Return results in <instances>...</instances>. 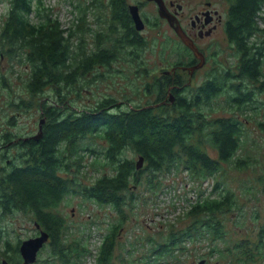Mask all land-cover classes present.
I'll return each mask as SVG.
<instances>
[{
	"label": "rangeland",
	"instance_id": "1",
	"mask_svg": "<svg viewBox=\"0 0 264 264\" xmlns=\"http://www.w3.org/2000/svg\"><path fill=\"white\" fill-rule=\"evenodd\" d=\"M90 1L42 0L44 7L51 8L52 17L57 18L63 28L73 31L80 12L76 6H87L83 11L87 52L95 47L94 31L108 29L106 20L110 16L108 7L106 16H97L102 12L96 13ZM102 1L106 5L107 0ZM171 1L181 5L180 23L186 28H189V16L203 8L205 2H211V8L221 15L223 25L212 35L198 40L206 56L204 67L193 73L191 78L188 71L182 69V65H186L190 59L195 60V57L182 45L172 27L159 17L153 0H126L127 5H139L145 23L144 29L139 31L142 44L138 49V61L131 56L116 59L112 63L111 74L93 80L84 87L81 99L76 105H71L74 111H89L106 100H109L106 110L153 106L161 103V100L173 99L169 94L170 86H187L188 89L182 91L189 94L197 91L208 78L215 76L222 78L228 73L233 77L232 82L242 79L239 78L241 57L224 32L228 2ZM8 6L9 0H0V29ZM29 19L37 20L35 9ZM258 23L264 27V5L258 11ZM81 35L79 30L75 32L72 43L75 44ZM258 38L261 41L264 39L263 31L258 33ZM14 62L10 63L6 57L1 59L0 55V145L6 146L0 153L1 190L4 173L11 169L7 165H11L15 156L18 157L15 163L22 164L21 154L24 153L19 146L6 144L2 138L6 134L17 138L32 137L38 133V121L42 118L36 105L29 109L16 106L20 100H31V95L23 85L28 74L26 65L20 64L17 57ZM261 68L263 73L257 79L245 77L241 80L242 90H251V102L235 104L233 90L224 87L202 106L193 107L197 117H204L206 122L219 117H231L243 123L240 147L235 157H247L251 161L246 169H236L227 162L208 173L202 169L191 173L180 164L150 170L143 160L136 169L135 177L130 179L119 207L99 204L79 192L69 193L58 206L65 218L59 232V243L67 245L65 242L74 237L81 238L79 248L66 250L67 255L61 256L47 241L38 251L33 264H100L97 258L101 240L114 226V251L106 264H264V186L259 182V178L264 175V131L258 127L264 122V58ZM102 70L101 66H96L87 78ZM159 80L164 91H161L158 101L154 90ZM44 97L37 96L38 99ZM101 140L100 136L92 134L76 142L74 148L69 147L67 150L64 144L60 146L65 154L70 151L71 159L67 166L75 174V190L113 171L111 165L95 159H102L100 155L92 150H84L87 144L99 148ZM200 141L206 145L205 148L208 146V153L216 157V151L209 147L204 135L200 136ZM76 148L81 151L79 155L73 154ZM124 154L137 164L139 155L129 149ZM59 173L63 177H72L71 173ZM224 190L231 191L234 199L226 211L212 212L210 215L189 213L199 199L217 198ZM21 215L20 211L7 213L0 205V263L4 255L10 253L4 250L2 243L8 241L10 247L15 248L16 244L36 233L33 221ZM28 217L32 220L30 215ZM208 227L215 231L206 230ZM9 257L16 259L14 255ZM6 260L12 264L8 258Z\"/></svg>",
	"mask_w": 264,
	"mask_h": 264
},
{
	"label": "trees",
	"instance_id": "2",
	"mask_svg": "<svg viewBox=\"0 0 264 264\" xmlns=\"http://www.w3.org/2000/svg\"><path fill=\"white\" fill-rule=\"evenodd\" d=\"M226 1L229 8L224 30L241 57L239 78L257 79L263 73L264 39L261 41L258 33L264 32V27L258 23V11L264 5V0ZM89 4L96 13L102 12L97 16H106L107 7L110 12L106 20L108 29L94 31L95 47L89 52L84 37L86 23L83 15L87 6L82 8L80 4L76 6L80 12L73 31L63 28L60 21L52 17L51 8L44 7L42 0H9L7 15L0 29V55L12 64L17 57L18 62L25 64L28 69L23 85L31 95V100H20L16 106L29 109L36 105L44 120L38 139L5 135L6 142L12 141L11 144L19 146L24 153L21 154L22 164L15 163V158H18L15 156L11 165H7L11 169L5 171L2 178L1 184L6 188L5 191L0 189V205L7 213L20 211L21 216L33 221L34 227L35 223L39 224L36 230L48 234V242L61 256L67 255L66 250H77L81 239L74 237L65 242L67 245L59 243V232L65 220L58 210L62 198L69 193L79 192L99 204L119 207L130 179L135 177L138 170L133 159L124 154L126 149L141 156L150 170L180 164L191 173L199 169L208 173L227 162L239 170L246 169L251 163L247 157H235L240 147L241 121L219 117L206 122L204 117H197L193 111V107L202 106L224 87L233 90V102L237 105L253 100L251 90H242L241 80L232 82L233 77L228 73L222 78H208L197 91L189 94L182 91L187 90V86L174 88L175 99L166 108L160 105L157 108L139 106L106 110L109 102L106 100L89 111H74L71 105H76L81 99L86 85L111 74L112 63L119 57L131 56L138 61V49L142 44L126 0H107L106 5L102 0H91ZM34 9L36 21L29 19ZM78 30L82 35L73 44L74 34ZM96 66L103 68L101 73L87 78ZM160 82L157 81L154 90L158 101L161 91H164ZM39 95L45 97L38 99ZM258 125L264 131V122ZM92 134L100 136L102 143L99 148L87 144L84 150H92L100 155L102 159H95L111 165L113 171L98 177L90 185L80 186L77 191L74 189L75 174L67 166L71 159L70 151L65 154L60 146L64 144L67 150L69 147L74 148L76 142ZM202 135L207 138L209 147L216 151V157H212L208 153V146L205 148L206 145L201 143ZM80 153L76 148L73 154ZM60 171L71 173L72 177H63ZM259 182L264 186V175L259 178ZM233 202V193L224 190L217 198L199 199L189 213H221ZM206 230L215 231L210 227ZM115 232L114 226L102 238L98 263L106 264L112 258ZM19 244L11 248L8 241L2 243L4 250L10 252L4 257L12 264H23L18 251ZM10 255L16 256V259H11Z\"/></svg>",
	"mask_w": 264,
	"mask_h": 264
},
{
	"label": "flooded vegetation",
	"instance_id": "3",
	"mask_svg": "<svg viewBox=\"0 0 264 264\" xmlns=\"http://www.w3.org/2000/svg\"><path fill=\"white\" fill-rule=\"evenodd\" d=\"M163 1L165 3V6H166L168 12L171 14L170 19L172 20L173 25L180 26L182 33L188 39H190V41H192V43H194V45L197 47V50L203 56L202 59L197 58L194 55L193 51L188 46L183 44V42L180 39V36L175 32V30L173 29V26L167 21V19L160 17V15L158 13L159 17L162 18L163 20H165L172 27V29L174 30V33L176 34L178 39L181 41L182 45L190 51V53L193 55V57H195V60L190 59L189 61H187L186 65L181 66L182 69H186L188 71L189 76L191 78V77H193L195 72L202 69L206 63V56L203 53L202 48L199 46L198 40H202L205 37L212 35V33H214L219 28V26L223 25V19H222L221 15L218 14L217 10L211 8V2H205L203 8L197 10L195 13H193L192 15L189 16V28H186V27L182 26L180 23L181 5L176 4L175 2H173L171 0L169 2H166L165 0H163ZM150 2H152V1H150ZM153 2H155V1L153 0ZM156 5H157V3H156ZM137 6L139 8L138 4H137ZM157 12H158V6H157ZM224 32H225V30H224ZM1 59H3V56H1ZM199 63H201L200 66H198ZM174 88H176V86H170V88H169V94H171L173 96L172 100H169L170 98L168 99V101L161 100L160 101L161 103L158 102L159 104L156 103L155 105H153V107L157 108L160 105H164V107L166 108L169 105H171L172 101H174V99H175V96L173 95V92H174L173 89ZM171 95H170V97H171ZM20 138L23 139V137H20ZM2 139L5 141L6 144H11V142H12V141L6 142V138H2ZM5 147L6 146L3 144L0 145V153L2 152V150ZM1 156H2V154H0V157ZM38 234H39V231L36 230V233L33 236H36Z\"/></svg>",
	"mask_w": 264,
	"mask_h": 264
},
{
	"label": "water",
	"instance_id": "4",
	"mask_svg": "<svg viewBox=\"0 0 264 264\" xmlns=\"http://www.w3.org/2000/svg\"><path fill=\"white\" fill-rule=\"evenodd\" d=\"M154 1L157 3L158 13H159L160 17L167 19V21L173 26V29L175 30V32L180 36V39L183 42V44L188 46L193 51L194 55L197 58L202 59L203 56L197 50V47L194 45V43H192V41H190V39H188L182 33L180 26L173 25L172 20L170 19L171 14L168 12L164 1L163 0H154ZM128 10H129L131 19L133 21L134 28L137 31L143 30L145 27V24H144L140 14H139L138 6L134 5V4H129ZM200 64L201 63H199L198 66H200ZM170 100H172V98ZM43 121H44L43 119H41L39 121L38 133L36 135L32 136L34 139H38V137L41 135V128H42ZM142 161H143V158L141 156H139L137 166H136L137 168H139V166H141ZM35 227L37 229H39V224L35 223ZM48 237L49 236L45 231L40 230L39 234L37 236L29 237V238L21 241V243L19 244V247H18V251H19V254H20V257H21L23 264H33L36 261L38 251H40L41 248L48 241ZM0 264H9V262L5 258H2Z\"/></svg>",
	"mask_w": 264,
	"mask_h": 264
},
{
	"label": "clouds",
	"instance_id": "5",
	"mask_svg": "<svg viewBox=\"0 0 264 264\" xmlns=\"http://www.w3.org/2000/svg\"><path fill=\"white\" fill-rule=\"evenodd\" d=\"M139 14H140V12H139Z\"/></svg>",
	"mask_w": 264,
	"mask_h": 264
}]
</instances>
